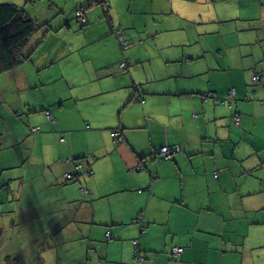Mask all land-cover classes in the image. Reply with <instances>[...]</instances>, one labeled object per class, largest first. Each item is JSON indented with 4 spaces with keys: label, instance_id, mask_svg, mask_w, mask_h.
<instances>
[{
    "label": "crops",
    "instance_id": "crops-1",
    "mask_svg": "<svg viewBox=\"0 0 264 264\" xmlns=\"http://www.w3.org/2000/svg\"><path fill=\"white\" fill-rule=\"evenodd\" d=\"M4 2L67 32L86 30L73 26L81 22L75 11L86 9V24L105 25L89 28L95 42H113L110 58L98 61L102 86L71 87L59 103L44 96L39 103L47 106L28 97L8 117L0 109V241L26 210L28 226L36 227L31 241L48 243L64 229L65 241L82 244L80 253L109 264H264L256 255L264 247V0ZM134 2L160 18L171 9L202 20L208 33L219 27L220 69L189 49L196 42L188 31L164 52L163 74L137 79L128 28L118 32ZM186 30L173 21L172 35ZM12 117L15 130L6 127ZM164 146L174 150L170 159ZM175 245L185 248L178 257L171 255Z\"/></svg>",
    "mask_w": 264,
    "mask_h": 264
},
{
    "label": "rangeland",
    "instance_id": "rangeland-1",
    "mask_svg": "<svg viewBox=\"0 0 264 264\" xmlns=\"http://www.w3.org/2000/svg\"><path fill=\"white\" fill-rule=\"evenodd\" d=\"M137 7V3L134 2L131 14L125 12L126 14L121 16L124 27L118 30L122 34L123 29L128 28L129 35L126 39L129 40L130 48L135 53L134 61L130 64H132V67H137L135 70L138 76L137 79H144L147 74H163L165 69L163 66L164 61L161 58L164 56V52L170 51L171 41H183L187 36H190L188 31L191 32L196 42L189 49L206 53L210 63L216 68L219 67L222 56L220 49L224 40L219 27L208 33L205 24H198L202 23V20L187 19L184 16H179L177 12H173L171 9L169 14H164L160 18L152 13L147 14ZM100 11H103L102 8H100ZM95 12L97 13V11ZM85 13L86 9H77L75 15L82 23L78 21L74 22L73 25L78 29L86 27L84 31L74 29L67 32L58 29V22L52 24L51 22L38 21L44 25L29 38L27 41L29 43L23 48V53L28 58L13 69L0 73V103H2L0 109L4 110L5 116L8 117L7 111L15 103L20 102V100L26 101L28 97L33 101L34 106L39 104L47 106V102L39 103V100L44 96L49 97L55 103H59L64 95L71 92V87L78 91L84 90V88L95 89L102 86L103 78H100L102 73L101 70H98L97 65L99 60L110 58L111 51L107 50L106 46L111 45L113 39L108 36L109 38L106 37L98 41L100 43L95 42L94 35L89 32V28L93 30L105 25L99 22L86 24L87 20L83 18ZM173 21L178 23V26L187 29L186 35L171 34ZM86 33H88L87 40H85ZM140 37H146L144 43L139 42ZM166 43H169V46L163 48ZM77 44H82V46L74 48ZM98 44L105 46L99 48ZM128 47L124 43V46H121L120 49L126 52L129 50ZM45 62L47 64L53 63L46 73H44V69L41 70ZM21 69L27 70V73ZM230 72L236 74L235 71ZM213 73L222 74L218 70ZM49 74L50 78H47L46 76ZM60 74L63 75L65 80ZM224 74H226V77L220 84L228 78V72L224 71ZM51 75H54V77H51ZM254 80H256L255 76ZM150 87V83L145 85L146 89ZM235 97V85L228 87L227 99L232 101ZM6 127L16 129V121L13 117L8 118ZM19 213L18 226L8 227L6 229L7 234L0 241V264L6 263L8 255L16 257L10 260L13 264H109L106 259H98L95 254L91 257L86 251L80 253L79 250L82 244L76 240L65 241V233H61L64 229L57 232L48 243L31 241L30 232H34L36 227L28 226V216L30 215L26 213V210ZM50 249L57 250V252H54L56 255L50 253L45 256V252ZM35 250L37 252L42 250V253L38 255ZM256 255L258 258H263L264 247L261 246L256 251ZM85 258H88L89 261Z\"/></svg>",
    "mask_w": 264,
    "mask_h": 264
},
{
    "label": "trees",
    "instance_id": "trees-1",
    "mask_svg": "<svg viewBox=\"0 0 264 264\" xmlns=\"http://www.w3.org/2000/svg\"><path fill=\"white\" fill-rule=\"evenodd\" d=\"M101 0H95L96 4ZM104 2V1H103ZM44 24H40L37 20L32 18L25 8L14 3H0V73L13 69L25 61L28 57L23 53V48L27 44L29 38ZM261 78L258 79L260 81ZM49 112H47L48 114ZM33 132L40 131L39 127L32 129ZM115 140L122 135V131H114ZM0 230V238H1ZM179 245L171 248V255L178 257L173 253V249ZM9 260V259H8ZM8 264H13L9 260Z\"/></svg>",
    "mask_w": 264,
    "mask_h": 264
},
{
    "label": "built area",
    "instance_id": "built-area-1",
    "mask_svg": "<svg viewBox=\"0 0 264 264\" xmlns=\"http://www.w3.org/2000/svg\"><path fill=\"white\" fill-rule=\"evenodd\" d=\"M93 4H96L95 0H94ZM79 15H81V13H79ZM84 20H85V19H84ZM124 43H125V45H126V42H124ZM125 65H126V63H122V64H121V67L124 68ZM255 78H256V80H258V79H259V76H255ZM48 115H49V113H48ZM239 119H240V118L237 116V117H236V121L238 122ZM115 134H116V133L114 132V136H115ZM116 135H117V134H116ZM121 138H122V136H119V137L117 138V140H120ZM0 143H1V138H0ZM176 150H179V149L177 148ZM173 151H174V150H172L169 146H164V147H162L161 150H160V152L164 154V157H165L166 159H170V158H171V154L173 153ZM67 178H68V179H73L74 176H73L72 174L68 173V174H67ZM182 251H183V248H182V247H179V246H177V247H175V248L173 249V253H174L175 255H178V254H179L180 252H182ZM135 261H137V258L135 259Z\"/></svg>",
    "mask_w": 264,
    "mask_h": 264
},
{
    "label": "clouds",
    "instance_id": "clouds-1",
    "mask_svg": "<svg viewBox=\"0 0 264 264\" xmlns=\"http://www.w3.org/2000/svg\"><path fill=\"white\" fill-rule=\"evenodd\" d=\"M260 78V77H259Z\"/></svg>",
    "mask_w": 264,
    "mask_h": 264
}]
</instances>
